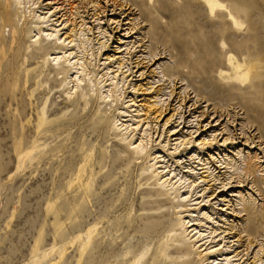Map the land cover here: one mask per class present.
<instances>
[{
  "label": "rangeland",
  "instance_id": "obj_1",
  "mask_svg": "<svg viewBox=\"0 0 264 264\" xmlns=\"http://www.w3.org/2000/svg\"><path fill=\"white\" fill-rule=\"evenodd\" d=\"M219 1L242 26L206 0H0V264H264V0ZM50 204L83 230L57 238Z\"/></svg>",
  "mask_w": 264,
  "mask_h": 264
},
{
  "label": "bare ground",
  "instance_id": "obj_2",
  "mask_svg": "<svg viewBox=\"0 0 264 264\" xmlns=\"http://www.w3.org/2000/svg\"><path fill=\"white\" fill-rule=\"evenodd\" d=\"M206 2H207V4H208V7L210 8V10L211 11H214L215 9H217V8H220V7H223L227 12H228V16H229V18L233 21V23L234 24H236V25H240V26H242L243 25V23L232 13V11H230L226 6H225V4L223 3V2H221V1H219V0H206ZM6 15H9V14H6ZM9 18H7V20H8ZM251 35H253V33L251 34ZM1 37V36H0ZM2 39V38H1ZM42 49V48H41ZM39 51H37V52H32V53H30V58H31V61H34L36 58H37V56L39 55ZM231 54V53H230ZM229 54V57H228V60H229V63H230V65H231V71H225V70H220L219 71V74L222 76V77H225V78H231V79H233V80H237V81H240L241 83H243L246 79H248L249 78V74H250V71H249V69L247 68V66H246V62H245V60L243 59V60H237L236 59V57L235 56H233V54L232 55H230ZM30 58L28 59V60H30ZM3 72H4V69L1 67V65H0V75L1 74H3ZM15 114V113H14ZM13 113H11V112H9L8 110H6L5 109V105H4V107L2 108L1 106H0V136L1 137H4V139H1L0 140V150L2 151L3 149H4V147L7 145V140L8 139H12L13 138V140L12 141H14V139L16 140V137H17V132L15 131V129H14V122L16 121L17 122V119H18V115L16 116V115H14ZM21 114V113H20ZM21 117H22V114L20 115ZM20 120V119H19ZM27 121V120H26ZM43 121L44 120H39V123H38V125H37V130H39L41 127H42V123H43ZM25 122V121H24ZM12 125H11V124ZM26 123H28V122H26ZM27 125V124H26ZM25 125V126H26ZM25 126H24V128H25ZM27 127V126H26ZM20 129V131L22 130H25V129ZM29 128H30V125L28 126V128H27V131H24V134L26 135V136H29V133H28V130H29ZM22 131H21V133H22ZM23 135V134H22ZM19 136H21V135H19ZM18 136V137H19ZM5 137H8V139H5ZM23 138L25 139V137L23 136ZM31 138L32 137H30V140L29 141H31ZM27 140V139H26ZM20 141V140H19ZM25 141V140H24ZM28 141V142H29ZM22 142V141H21ZM19 143V146H13V151L15 152V157H16V154H17V156L18 155H21V154H23L24 156H25V154H27V153H31V151H37L38 149H39V143L35 140V139H33L32 141H31V144H30V146H27L26 145V143L27 142H23V143ZM24 144H25V146H24ZM24 146V147H23ZM27 146V147H26ZM7 153V152H6ZM32 154H34V153H32ZM1 155V154H0ZM22 155V156H23ZM5 156V155H4ZM18 157H20V156H18ZM34 158H36V157H34ZM87 189H89V188H87ZM89 193V192H88ZM86 194H87V192H86ZM57 196V195H56ZM75 197V196H74ZM55 198H58V197H55ZM77 197H75V198H73V199H76ZM159 198V197H158ZM52 199H54V198H51V200ZM59 199V198H58ZM156 199V198H155ZM57 201H63L64 202V200H56V202ZM74 201V200H73ZM72 201V202H73ZM154 201V200H153ZM55 202V201H54ZM55 202V203H56ZM60 203V202H59ZM150 203V205H153V204H156L157 202L156 201H154V202H149ZM66 204V202H64V205ZM78 203H76L75 204V206L77 205ZM63 205V206H64ZM80 205V204H79ZM82 205H84V204H81V206H79V208L80 207H82ZM61 206V205H60ZM63 206H61L60 208H63L64 210L63 211H65V208L63 207ZM65 206H67V204L65 205ZM70 206H72V205H70ZM69 206V207H70ZM75 206H73V207H75ZM53 205L52 204H50L49 205V207H48V209H46L47 211H50L49 212V214H51L52 216H53V218L54 219H56V221H60L61 220V218H62V214L61 213H59L58 211H57V209H54V210H52L53 208ZM58 207V206H57ZM68 207V206H67ZM114 207V206H113ZM112 207V208H113ZM50 208H52L51 210H49ZM71 208V207H70ZM78 208V212L80 213V211H82V208H80L79 209ZM69 209V208H68ZM72 209V208H71ZM73 209H75V208H73ZM72 209V210H73ZM71 210V211H72ZM77 210V209H76ZM80 210V211H79ZM71 211H70V213H71ZM74 211V210H73ZM72 211V212H73ZM66 213H65V216H66V220L67 219H69V220H71V216L70 215H72V214H70V213H68L67 214V212H69L67 209H66V211H65ZM76 212V211H75ZM74 212V213H75ZM73 213V214H74ZM79 213H77V214H79ZM73 219V218H72ZM66 220H64V221H60L61 222V224H60V222H55L56 224H58V225H56L55 227L56 228H54V231H55V233H59L60 235L57 237V236H55V237H57V238H59L60 236H65V234H67V231H66V233L63 231L62 232V234L63 235H61V229H63L62 228V226H63V224H64V222H65V224L67 225L68 224V222H66ZM68 220V221H69ZM74 220V219H73ZM73 220H71V221H69V222H71L70 224H68L69 225V227L67 228L68 230H69V228H71L70 230L74 233V232H76V231H81V230H83L82 229V227L84 226V222H78V223H73ZM124 222V221H123ZM54 223V224H55ZM96 224V223H95ZM116 225L118 224V222L117 223H115ZM114 224V225H115ZM115 225V226H116ZM66 227V226H65ZM66 229V230H67ZM195 228H193L190 232H192L193 230H194ZM65 230V229H64ZM94 231V230H93ZM69 232V231H68ZM191 234V233H190ZM195 234V233H194ZM194 234H192V236H194ZM58 235V234H57ZM96 235H99V232L96 234ZM69 236V235H68ZM67 236H65V238H66ZM61 238V237H60ZM63 239H64V237H63ZM85 240V239H84ZM87 240V239H86ZM101 241L104 243V240L103 239H101ZM113 241V240H112ZM115 241V240H114ZM113 241V242H114ZM86 242V241H85ZM114 243H112V242H110L108 245H113ZM204 244V243H203ZM87 245H88V243H86L85 245H84V247H82L83 249H81V251H80V253H82L83 254V250H85V248L87 247ZM200 246H202V244L200 245ZM145 253H146V251L145 250H143L142 251V253L140 254V258L142 257V256H144L145 255ZM127 254V253H126ZM128 254H129V251H128ZM92 259L91 258H89V261H91ZM137 263L139 262V261H136ZM136 262H134L133 264H137Z\"/></svg>",
  "mask_w": 264,
  "mask_h": 264
}]
</instances>
